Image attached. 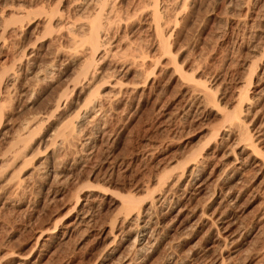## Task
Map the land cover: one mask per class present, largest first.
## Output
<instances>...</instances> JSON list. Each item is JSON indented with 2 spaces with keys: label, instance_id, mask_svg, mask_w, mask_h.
I'll list each match as a JSON object with an SVG mask.
<instances>
[{
  "label": "rangeland",
  "instance_id": "rangeland-1",
  "mask_svg": "<svg viewBox=\"0 0 264 264\" xmlns=\"http://www.w3.org/2000/svg\"><path fill=\"white\" fill-rule=\"evenodd\" d=\"M176 2L182 3L181 0H157L164 22L161 29L171 30L166 41L173 57L185 72L205 82L219 106L214 108L216 112L211 106L213 111L210 107L199 108L198 104L186 112L191 104L187 101L186 88L174 74L173 67L164 68L167 59L161 56L153 27H149L151 16L147 12L149 8L146 9L149 0H116L118 15L129 19L125 21L126 26L119 28L116 23L110 29L106 49L114 54L103 61L97 58L93 65L96 81L121 77L133 83L149 75L155 80L157 90L126 95L114 107L106 104L111 111L100 113L101 134H96L90 124H83L82 132L78 131L71 146L56 148L54 157L64 170L68 161L81 156L75 149L84 135H92L94 140L71 175L68 173L67 179L53 184L50 192L43 190L44 175H37L28 164L23 175L24 190L12 194L1 191L0 264H118L116 259L105 261L99 237L102 230L109 231L111 223L120 217L118 213L121 215L117 194H131L144 201L149 192L161 194L170 189L173 191L171 199L181 198V202L177 207L167 202L156 209L154 215L164 220L165 225L170 224L169 232L156 251L146 252L144 264H166L170 255L180 264H264V170L259 175L250 163L229 185L224 183V175L220 176L229 157L233 160L252 154L250 140L240 139L237 130L228 129L229 123L220 115L236 110L239 91L255 98V107L242 114L246 117L244 125L248 133L264 128V0H186L185 6L174 11ZM70 4L71 0H0V157L21 123L35 115L48 116L60 92L80 71L84 54L81 47L74 53L76 46L68 40V31L61 26L68 18L80 20L79 13ZM53 11L58 14L52 15ZM48 16L57 19L52 24L53 29L46 25ZM115 66L116 72L112 71ZM128 67L131 72L123 78L118 69L124 68L125 72ZM47 68L53 72L50 78L36 85L35 72ZM12 72H17L18 82L9 80L8 74ZM67 109H63L66 115H61V119L71 113ZM48 120L34 133L37 142L42 134L59 126L55 117ZM224 129L229 130L230 142L221 143L216 135ZM75 142L77 148L73 146ZM220 143L219 149L216 148ZM35 147L29 156L32 163L45 156L43 148ZM193 153L214 159L205 177L210 178V183L215 179L219 181L213 186L208 184L205 192L193 191L191 199L188 198L190 201L182 198L183 193H192L187 183L189 176L184 174L181 186L175 187V182L183 175L187 164L195 162ZM165 174V182L146 187L151 178ZM80 185L83 195L92 192L97 200L96 205L87 210L92 220L64 238L59 230L71 224L77 215L74 198ZM229 189L232 196L226 197ZM214 191L218 198L212 197ZM202 215L205 226L192 230L180 241L182 229L190 227ZM216 218L220 222L215 228L223 226L235 235L234 242L224 250L219 247L215 234L209 231ZM125 254L128 253H122Z\"/></svg>",
  "mask_w": 264,
  "mask_h": 264
},
{
  "label": "bare ground",
  "instance_id": "bare-ground-1",
  "mask_svg": "<svg viewBox=\"0 0 264 264\" xmlns=\"http://www.w3.org/2000/svg\"><path fill=\"white\" fill-rule=\"evenodd\" d=\"M138 2L137 4H139ZM181 2H182L180 3L181 5L178 4L177 2H176L177 4L175 3L176 5L173 6L174 11H177L179 8H181L180 6H185L186 0H181ZM115 4H117L116 0H71V4H70L71 8L72 9L74 8L75 12L79 13L80 18L78 19L80 20H76V19L71 20V18L67 17L68 19L65 23H63V25L57 22V24L59 23L62 26L63 30L65 29L66 31H68L67 32L68 40L74 43L76 46V48L73 50L74 53H76V51L77 52L79 51L77 50L78 47L79 48L81 47L80 51L83 52L84 57L83 59L81 58L82 60V62L80 63L81 65L79 64L80 71H77L78 73L76 72L77 76L74 79L71 78L72 81H69V84L66 85L65 89L63 90L61 89L62 91L60 92V95L58 96V98L56 97L57 100L55 101L53 105V111L50 110L51 112L48 114V116L45 117L41 115L40 117H37V115H35V117L31 119L25 120V122H22L21 125L19 126V130L16 131L17 133L15 132L16 134L10 138L11 140L8 144V148L6 149L4 153L1 154V157H0V192L2 191L3 193L8 194L11 192L13 193V191L18 193L19 190L20 191L24 190L23 189V185H24L23 175H24V170L26 167H28V165L29 167L30 165L33 166L32 167L34 170L33 172L37 173V175H44L45 182L43 185V190H47V192H50V188L52 187L53 184L57 183L58 181H63V179L67 177L68 173L70 174L72 169H75V167L78 166V164L82 160V157H83L82 155H85V153L90 149V146L93 145L94 140L93 138H91L92 135L91 137H89L87 136L88 135L87 134V135H84V139L77 145L78 148L76 147V142H75L73 146L75 145L74 147L78 149V151L77 149H75L76 150L75 153L77 154L81 153V156L73 158L72 162L70 163H68L69 162L68 161L66 163V166H65L66 168L64 170L60 169L59 165H57L58 161L56 162V159L54 157V151L56 148L63 147V146H71L70 144L74 142V138L78 136V131L80 133L81 131L80 129L82 128L81 126L83 124H90L92 127H94V131H96V134L97 133L101 134L102 116L100 115L102 113L105 114L107 111L108 112L111 111V109L109 108L110 106L114 107L117 104L119 105V103L122 101V98L124 96L126 95L136 96V94H139V92L143 94L148 91L149 93H151L152 91L155 92L157 90L155 87V80L147 74H146L147 76H144L143 80L138 81V82H133V83L125 82L124 80L121 79V77L120 79H116L115 77L114 79H110L107 77L109 79L108 81L107 79L105 80L101 78L103 80V81L99 80L101 81L100 82L101 84L98 81H96V74H95L96 69L94 67V70H93V65L97 63L96 62L97 58L103 61L107 59L109 56L114 54L113 52L107 50L109 44L106 46V42H107L106 40L111 31L110 29L113 28V25L116 23L117 24L119 23L118 24L119 28H121V26L123 25L126 26L125 23H128V22H125V21L129 19L128 16H126L127 19H125L123 17L121 18V16L118 15V12H116ZM157 5H158L157 0H149V3H147L146 9L149 8L147 12L149 11L150 16H151L150 17L151 26L149 27L150 29L151 27H153V30L156 35L155 37L158 40V44L156 47L158 48L159 52L162 53L161 56L164 57V60L167 59V63H166L167 66L165 65L164 68H167L169 66L173 67L175 70L173 71L174 74L176 73L178 75V78H180V81H182L183 86L186 88L185 93L189 95V100L187 99V101L191 102V104H189L188 107H186L188 108L186 112H189L190 108H192L193 106L197 104L198 106H200L199 108L201 107L207 108L210 106L213 107L212 109L216 107L218 108L219 106L216 104L213 98V95L211 94L210 89L204 84L205 82L197 80L194 77V75L188 74L187 72L183 70V68L178 66L176 59L172 55L171 49L167 45L168 40L166 41V36L170 33L171 30H168L169 28L167 30H164L163 28L161 29V26L163 27L162 23L164 22H162V18H161L162 15H160ZM25 12H26V9L24 8V13ZM56 12H57L56 13L57 15L58 11ZM54 13L55 11H53L52 15H55ZM55 16H50V17L48 16V20H46L47 27L50 26V28L53 29L52 24L53 22H56L57 20ZM58 21H60V17ZM57 24L55 23V26ZM123 28L125 29L127 27H123ZM118 43L120 44L121 42H118ZM24 56H27V55L24 54ZM74 57H76V54L74 55ZM75 60L76 59L74 58L73 61ZM143 62L144 61H142V63ZM114 68H113L114 70L112 71L116 72L117 71L116 66ZM52 69H54L52 71H55V68H52ZM123 69L124 68H121V70L118 69L119 70L118 72L120 73L121 71V73L123 74V78H124V76L127 77V75L129 74L128 72L130 71L131 68L129 69L128 67L129 70L127 69L125 70V72H123ZM152 71H154V69ZM40 72L39 73L35 72L36 74V75L34 74L35 79L32 77L34 80H36L35 83L36 82L41 83L42 81L47 80L48 78H50L49 77L50 74L53 73L51 72L50 68H47ZM9 74H8L9 80H12V81L15 80L18 82V80L15 79L17 78L16 77L17 72L16 73L12 72ZM8 78H7V82L9 81ZM18 79H19V76H18ZM38 83H36V85H38ZM237 96H239L238 97L239 99L237 98L239 104L236 107V110H234V112L232 113L223 112V113H220V115L222 114L223 121L229 123L228 129L237 130L240 139L248 138L250 140L249 150L252 151V154H250L251 156L247 158H243V156L236 157L234 159L232 158L233 160H231L232 156L228 158L227 160L228 163L227 164L225 163L226 164L225 170H223L222 174H220V176L224 175V178H223L225 180L224 183L228 185H229V182H232L233 180L238 178L240 172L246 171L245 169L248 167V165H250V163L257 168L259 175L264 170V150L262 149L264 148L263 147L264 128L259 126L261 130H259L258 132L256 133L254 132L253 134L252 133L250 134V132L248 133V129L244 125L245 124L244 120L246 117L242 115L243 113L247 114L250 112L251 108H253L254 106L255 98L247 97L248 95L246 96L244 95V92L242 93L240 91H239V95ZM106 104L109 106V107L107 106L109 110H107ZM66 108H68L67 109L68 112L71 111V113L67 115L66 118L64 117V119H61V115L63 117V114L65 113L63 109H66ZM214 110L216 112V109ZM60 112H62V114H60ZM53 117H55V119H58L57 124L59 126L55 128L54 130L52 129L53 130L52 132L48 131L49 130L48 129L47 130L48 132L46 134L44 135L42 134L43 137L38 138L39 136H37V138L39 139V142H37L38 140L34 137V133L36 132L37 129L42 127L46 119L48 120ZM228 129L226 130L224 129L221 132H219V134L218 133L216 134L217 136H219L221 143L229 141V137L231 136L230 134L227 135L228 134L227 132L229 131ZM231 130L230 132H232ZM216 135L215 137H217ZM221 143L216 148L219 149V147L222 145ZM36 145H37V149L39 150L41 148L44 149L45 156L41 159L40 158L35 159L34 160L35 163L33 161L34 163L33 165L32 160L30 159L29 156L31 155V153H33L32 152L34 150L33 148ZM247 147H244V148H247ZM231 151L233 152V150ZM192 155H193L192 157H194L193 159L195 160V162L187 164V166L184 169L183 175L181 177L179 176L180 178L177 180L178 182L177 181L175 182L176 183L175 187L181 186V184L182 183L184 184V181H185L184 174L185 175L187 174L189 176V180L187 183L189 187H191L192 193L191 192L183 193L182 198L184 196L186 199L188 198L191 199V196H193V191L195 193H202L206 189L208 184L211 186L212 184L217 183L219 181V180L216 181L217 179H215V181H212L210 183V178L205 177V171L207 167L210 166L211 162H213L211 161V160H214L213 158L207 155L199 157L197 153L196 154L193 153ZM227 155L230 156L229 153ZM30 161L32 164L29 163ZM165 176L167 177V175L165 174L157 178L156 177L151 178L148 181V185L146 187L149 188L151 185H154L156 183L162 184L167 179L165 178ZM87 179L89 180L90 178H87ZM173 186H174V183H173ZM81 187L83 188V186L81 185L80 187H77L78 189L76 188V194L74 198L76 199L74 202V208L77 209V213H76L77 215L75 219L73 220L71 224H65L59 230L61 236L64 238L70 237L72 234L76 233L81 228L86 227L87 224L91 222L92 220L91 219L92 217L88 214L89 211L87 210L90 209L89 208L90 206L92 207V205L94 204L96 205L95 202L97 200L93 198L92 192H89L88 195L86 194L83 195ZM184 188H187V187H184ZM172 189H174V187ZM2 192L0 194H2ZM171 192L173 193L171 189L167 191L165 190V192L161 194H155V192H149V193L147 192L148 197L144 201L143 200L140 201L139 198H136L135 196H132L131 194L129 195L122 194L120 196L119 194H117V196L120 197L119 203H121L120 204L121 207L119 206L120 208L118 209H119V212H121L120 213L121 215H119L118 213V216L120 217L118 218L116 217V219L111 223L109 231L102 230L101 236H99L100 242L103 245L102 253H103L105 261H108L110 259H116L118 264H144L143 258L145 257L146 252L156 251L159 248L161 242L165 240L169 232L168 225L170 224L165 225L164 220L158 218L156 214L154 215V213H156L155 212L156 209H158L160 205L165 204L167 202H170V203L172 202L173 205L176 207L181 202V198L176 199L174 197L171 199L170 197V194H172ZM230 193L232 192L229 189L228 192L226 193V197L232 196L230 195ZM212 197L218 198V195H216V192L213 194ZM15 202L16 201H14V203ZM203 215L201 216V218H199L197 222L194 221L193 224L190 225V227L182 229V232L180 233V237H179L180 241L184 236L188 235L192 230L198 229L200 226H202L206 222L204 219V216L206 215L204 216ZM218 221L219 220H217L216 218V221L214 222V224H212V226L210 225L211 227L209 231L215 234L214 236H216L217 238L216 240H218L220 244L219 247H222L224 250L229 244L234 242L233 240L235 239V235L230 234L231 231L228 232L227 228L223 229V226L221 228H215ZM56 234L58 235V233ZM124 252L125 253L127 252L128 254L122 255V253ZM130 254H132L134 257L129 258L128 256ZM182 261L180 262L182 263ZM178 263H179L178 260L175 259L173 255L168 256L166 260V264H178ZM222 264L224 263L222 262Z\"/></svg>",
  "mask_w": 264,
  "mask_h": 264
}]
</instances>
